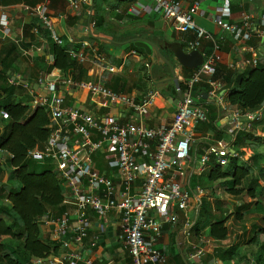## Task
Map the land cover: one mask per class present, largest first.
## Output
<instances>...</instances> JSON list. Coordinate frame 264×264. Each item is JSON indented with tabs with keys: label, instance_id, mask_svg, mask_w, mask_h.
Wrapping results in <instances>:
<instances>
[{
	"label": "built area",
	"instance_id": "1",
	"mask_svg": "<svg viewBox=\"0 0 264 264\" xmlns=\"http://www.w3.org/2000/svg\"><path fill=\"white\" fill-rule=\"evenodd\" d=\"M238 1L242 7L253 0ZM87 2L67 0V9L75 11L80 4ZM22 9L38 19L42 30L50 33L55 44H63L52 28L47 0L33 6L23 5ZM141 12L161 16L177 32H192L194 38L187 44L189 50H197L203 40L212 45L211 52L202 55L201 64L190 77L181 79L187 98L178 104L169 124L148 128L135 121L122 123L117 116L94 117L82 108L67 105L59 85L69 84L91 96H103L111 104L122 105L139 118L147 115L153 103L151 97L137 103L129 96L112 92L103 84L69 82L52 74L38 79L36 90L22 84L20 76L9 78L12 86L29 92L31 108L45 109L50 119L59 123L57 127L52 126L45 147L28 150L27 157L53 166L65 190L71 193L75 201L73 221L66 214L44 221V224L53 227L55 242L59 243L63 253L54 259L33 260V264H43L45 261L47 264H96L84 260L78 251L91 225L87 211L98 218L113 211L119 212L117 240L127 250L131 264H166V255L157 247L163 226H175L178 212H183V234L189 238L199 213L200 202L194 201L185 187L186 182L189 185V176L206 172L214 165L224 167L231 158L239 157L233 147L236 134L248 130L250 123L261 114L260 111L241 112L233 107L226 119L227 125H232L234 129L230 139L212 140L197 156L193 152V130L208 123L209 110L207 106L191 105L190 94L195 85L205 83L210 88L208 96L215 99L219 106L226 107L221 86L213 80L216 66L221 62L220 46L210 33L195 23L196 17L204 15L198 0H193L188 7H185L184 0H152L151 4L141 6L140 10L134 7L129 9L134 16ZM68 15L63 13L58 18L66 20ZM230 17L231 2L222 0L213 19L214 25L238 44L251 42L254 35L251 16L242 12L241 24L229 22ZM260 22L264 28V15ZM10 33L9 19L3 14L0 17V40L8 39ZM31 34L40 46L29 42V49L22 51V56L28 58L41 52L46 43L39 26L32 28ZM259 34L264 38L263 30ZM67 53L76 63L88 61L85 54L74 50H67ZM258 61V58L241 59L228 66L243 71L255 67ZM107 150L112 152L107 162V167L114 170L111 176L97 172L91 164L95 154ZM197 191L200 194L204 192L200 189ZM190 210L193 218L188 216ZM177 243L183 248L182 241ZM192 250L188 258L196 262H201L207 254L205 248L198 246H193Z\"/></svg>",
	"mask_w": 264,
	"mask_h": 264
},
{
	"label": "crops",
	"instance_id": "2",
	"mask_svg": "<svg viewBox=\"0 0 264 264\" xmlns=\"http://www.w3.org/2000/svg\"><path fill=\"white\" fill-rule=\"evenodd\" d=\"M47 1L52 28L61 38L62 45H65L67 50L85 54L88 61L79 64L71 59L74 65L66 71L56 68L48 70L54 60L48 52V43L41 33V37L46 41L42 51L34 53L32 58L22 56V51L29 49V42L40 46L38 41H34V36L31 34L32 28L39 26V30L42 29L38 19L24 12L22 6L42 4L45 0H0V17L3 14L7 16L11 32L8 39L0 40V48L7 44L16 46L17 51L9 65L13 69H18V66L21 68V72L15 71L14 75L20 76L21 81L22 76L25 75L27 81H25L26 83L22 81V84L36 90L38 79L50 74L69 82L100 83L112 92L131 97L137 103L151 97L153 103L149 107L147 115L139 118L122 105L111 104L103 96H91L88 92L77 90L69 84L59 85V91L67 105L82 108L97 118L117 116L122 123L135 121L148 128L167 125L171 122L173 113L168 112L172 106L171 101L178 106L187 98L186 88L181 79H188L197 67L192 70L184 69L167 46L178 44L183 51H192L187 47L188 42L194 38L192 32H177L156 14L141 12L138 16H134L129 13L130 8L134 7L140 10L141 6L151 4L152 0H88L86 4H80L75 11H68L67 0ZM192 1L184 0L185 7H188ZM198 1L204 15L196 17L195 23L210 33L220 46L221 62L216 66L213 80L220 84L223 96L226 95L224 101L227 104L223 108L215 102V99L209 97L207 93L210 88L207 84L201 83L193 87L190 94L191 105L207 106L209 110L208 123L199 125L193 130L195 139L193 152L200 156L203 149L212 140H228L234 132V129L228 131L229 125L226 120L229 111L234 108L227 102L225 78H228L234 71L229 68L230 63L236 64L241 59L258 58L262 60L264 38L259 33L264 31L260 22L261 16L264 15V0H253L243 4L242 7L238 0H230L231 17L228 19L229 22L241 24L240 14L242 12H247L251 16L254 35L252 41L246 44L234 42L231 36L222 33L214 25L213 19L217 15V9L222 0ZM63 13H69L66 20L58 18ZM134 39L145 40L158 47L160 55L173 64L174 75H171L169 67L160 58H155L154 54L149 56L143 49L134 46L132 43ZM211 49V43L203 40L197 50L203 55L209 54ZM19 92L26 93L25 101L18 98ZM14 97L31 106V97L26 89L18 87ZM52 123L53 127L59 125L57 121H52ZM218 133H222V135L218 136ZM111 153V150H107L92 157L91 164L97 172L110 176L114 173V170L107 167ZM208 171L193 174L202 175ZM192 175L189 176V185L186 182L185 187L189 189L194 201H199L201 204L200 197L195 195V192H198V187L194 191L190 187ZM6 179L7 175L2 179V182L5 183ZM212 189L209 190L210 193H214ZM74 210L75 201L71 193L65 190L63 203L56 208L49 209L48 215L40 222L41 242L45 244L56 240L53 235V227L44 224L45 220L66 214L70 221H73ZM86 216L91 225L87 238L78 248L82 258L96 264H131L127 250L117 240L119 212L113 211L98 218L93 212L87 211ZM188 216L193 218L191 210L188 212ZM184 217L183 212H178V222L175 226H163L157 247L166 255V264H222L215 254L217 249H222L220 245L225 243V240L216 241L207 236L206 228H195L199 221V215L195 220L191 236L185 238L182 228ZM6 241L8 239L3 237L2 242ZM180 241L184 243L183 248L178 246L177 242ZM193 246L207 250V254L201 262L188 258L189 253L193 251ZM62 253L63 249L59 246L57 252L48 258H58ZM234 263L239 264L236 259H233L230 264ZM43 264H47V262L45 261Z\"/></svg>",
	"mask_w": 264,
	"mask_h": 264
},
{
	"label": "trees",
	"instance_id": "3",
	"mask_svg": "<svg viewBox=\"0 0 264 264\" xmlns=\"http://www.w3.org/2000/svg\"><path fill=\"white\" fill-rule=\"evenodd\" d=\"M40 33L46 39L48 52L54 60L48 70L70 69L74 62L68 56L67 47L55 44L49 32L41 29ZM16 51L14 44L0 48V264H33V260H44L59 249L60 245L55 242H41L40 222L48 215L49 209L63 203L65 188L53 166L27 157L28 150L45 147L53 123L45 109L31 108L29 104L15 99L18 88L9 83V78L15 71H20L10 67L9 62L13 60ZM261 59H258L255 67L243 71L234 70L225 78V91L230 106L241 112H261L250 123V128L239 131L233 140L234 150L238 152L240 149H249L250 157L244 164L236 157L231 158L224 167L214 165L205 174H193L190 180L193 191L197 187L200 190L209 189L213 183L222 181L221 186L218 184L212 192L222 188L224 195L239 197L244 193L243 188L239 187L247 177L254 172H257L258 177L264 176V168L260 166L264 162V136L257 135L258 129L264 134V56ZM22 77L23 83H26L27 78L25 75ZM4 175H7L5 183L2 182ZM263 190L257 195H262ZM245 193L252 199L257 196L252 188ZM220 199L216 197L215 202L220 204ZM255 205L258 206L259 202ZM235 208V217L241 220L242 206L236 204ZM206 211L207 207L201 200L198 215L204 219L200 221L199 218L195 228H206L207 236L216 241L226 240L227 218L210 221L205 215ZM260 233H264V230ZM3 237L8 241L3 243ZM237 254L238 247L230 246L217 249L215 257L222 264H230ZM256 260L260 262V254Z\"/></svg>",
	"mask_w": 264,
	"mask_h": 264
},
{
	"label": "rangeland",
	"instance_id": "4",
	"mask_svg": "<svg viewBox=\"0 0 264 264\" xmlns=\"http://www.w3.org/2000/svg\"><path fill=\"white\" fill-rule=\"evenodd\" d=\"M18 69L21 72L19 66ZM224 97L226 98V95ZM18 98L25 101L27 99L26 93L19 92ZM228 131H233L232 125L228 126ZM257 135L264 136V134H261V129L257 130ZM238 153L241 164H244L251 155L249 149H240ZM260 166L264 168V162ZM4 177L5 175L2 179ZM217 183H213L209 189L203 190L202 194L195 192V195L200 197L202 203L207 207L205 215L210 221L227 218L225 226L227 227L228 235L225 243H222L220 247L223 249L230 246L238 247L236 260L239 264H264V233H260L261 230H264V190L262 195H257L259 191L264 189V176L258 177L257 172H254L251 176L247 177L239 187L243 188L244 191L239 197L224 195L222 188L221 190H215V193H210L209 190L215 186L217 187ZM218 184V186H221L222 181H219ZM250 188L255 190L257 195L255 199L248 197L245 193ZM216 197L221 198L220 204L215 202ZM257 202H259L258 206L255 205ZM236 204L242 206L240 211L242 215L241 220H237L235 217ZM199 218L200 221L204 219L201 216ZM253 239L257 240L253 241ZM259 254L261 255L260 262L256 260Z\"/></svg>",
	"mask_w": 264,
	"mask_h": 264
},
{
	"label": "water",
	"instance_id": "5",
	"mask_svg": "<svg viewBox=\"0 0 264 264\" xmlns=\"http://www.w3.org/2000/svg\"><path fill=\"white\" fill-rule=\"evenodd\" d=\"M132 41H133L132 43L134 44V46L143 49L147 55L150 56L154 54L155 58H160L165 63V65L169 67L171 75L172 76L174 75L173 64L160 55V51L158 47L154 46L152 43L148 41L141 40V39H134ZM167 48L170 50V52L174 55L178 63L184 69H188V70L195 69L202 62V55L198 50H192L190 52H185L183 51L182 47L178 44H169ZM180 99L182 100L181 97ZM171 104H172L171 109L168 112L174 114L177 105L173 101H171Z\"/></svg>",
	"mask_w": 264,
	"mask_h": 264
}]
</instances>
